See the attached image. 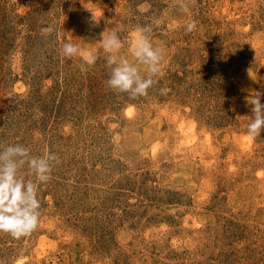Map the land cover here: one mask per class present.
<instances>
[{
    "label": "rangeland",
    "instance_id": "374dc122",
    "mask_svg": "<svg viewBox=\"0 0 264 264\" xmlns=\"http://www.w3.org/2000/svg\"><path fill=\"white\" fill-rule=\"evenodd\" d=\"M187 3L0 0V151L59 157L37 228L0 232V264H264V130L247 135L248 99L264 91V0ZM143 25L164 60L133 99L107 86L99 34L116 29L131 61ZM66 42L96 63L82 72Z\"/></svg>",
    "mask_w": 264,
    "mask_h": 264
},
{
    "label": "clouds",
    "instance_id": "9594fccd",
    "mask_svg": "<svg viewBox=\"0 0 264 264\" xmlns=\"http://www.w3.org/2000/svg\"><path fill=\"white\" fill-rule=\"evenodd\" d=\"M180 11H190L187 0H178ZM92 21L99 26L100 19L92 12ZM196 28V21L187 22L185 31L191 33ZM45 32H51L48 28ZM152 28L149 25L136 26L129 34V52L132 60L120 54L124 47L119 32L113 29L99 34L100 46L106 54L105 60L110 68L107 86L120 93H128L133 99L147 96L148 89L157 83L155 77L162 72L164 49L153 45ZM61 55L64 57L79 56L82 60L81 71H87L97 59L95 49H81L78 45L66 42L62 45ZM87 66V67H86ZM143 66L145 75L140 74ZM165 94L166 89H161ZM264 91H257L248 99L252 106L253 119L247 125V135L254 139L264 130V104L261 97ZM59 157L47 147L42 155L34 156L29 148L20 145H8L0 151V232L11 235L14 239L30 235L38 226L41 216L40 201L37 198L38 187L51 179V173ZM27 166V175L33 179H25L21 172Z\"/></svg>",
    "mask_w": 264,
    "mask_h": 264
}]
</instances>
